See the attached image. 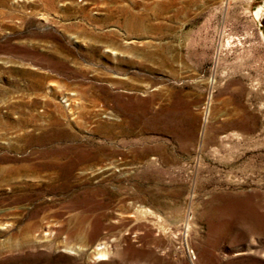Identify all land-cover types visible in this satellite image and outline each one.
<instances>
[{"label": "rangeland", "instance_id": "obj_1", "mask_svg": "<svg viewBox=\"0 0 264 264\" xmlns=\"http://www.w3.org/2000/svg\"><path fill=\"white\" fill-rule=\"evenodd\" d=\"M263 26L264 0H0V264H264Z\"/></svg>", "mask_w": 264, "mask_h": 264}, {"label": "bare ground", "instance_id": "obj_2", "mask_svg": "<svg viewBox=\"0 0 264 264\" xmlns=\"http://www.w3.org/2000/svg\"><path fill=\"white\" fill-rule=\"evenodd\" d=\"M261 9H262V7H259L260 11H261ZM99 249H102V248L100 247ZM97 254H98V258L103 260L106 258L105 256L107 255V252L102 250V251L97 252Z\"/></svg>", "mask_w": 264, "mask_h": 264}, {"label": "water", "instance_id": "obj_3", "mask_svg": "<svg viewBox=\"0 0 264 264\" xmlns=\"http://www.w3.org/2000/svg\"><path fill=\"white\" fill-rule=\"evenodd\" d=\"M263 31H264V26H263Z\"/></svg>", "mask_w": 264, "mask_h": 264}]
</instances>
